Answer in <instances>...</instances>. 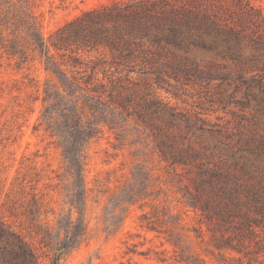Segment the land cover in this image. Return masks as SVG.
Wrapping results in <instances>:
<instances>
[{
	"label": "rangeland",
	"instance_id": "obj_1",
	"mask_svg": "<svg viewBox=\"0 0 264 264\" xmlns=\"http://www.w3.org/2000/svg\"><path fill=\"white\" fill-rule=\"evenodd\" d=\"M113 1L27 3L38 30L48 40L83 11ZM9 2L11 5L0 0V17L6 9L19 12L17 0ZM251 2L264 16V0ZM165 24L168 33L170 23ZM103 25L111 31L114 23L105 21ZM16 34L23 41L25 33ZM177 38L183 37L163 36L159 43L147 40L131 45L134 57L130 64L150 72L146 76L130 74L124 81L136 91L128 106V120L116 130L103 125L87 146L83 168L87 237L60 258L41 242L34 224L56 226L57 219L64 221L69 214L63 156L40 124L44 87L56 80L44 68V57L29 46L22 56L0 47V218L28 240L39 264H264V213L251 211L244 226L238 216L232 222L214 213L207 217L191 204L199 165L207 154L214 155L210 166L225 159L232 163L233 157L244 154L259 169L264 168V105L257 102L262 93L253 79L264 71L243 70L254 82L249 89L237 79L238 70L230 58ZM249 53L245 49L244 54ZM50 54L68 76L80 75L98 61L115 70L119 61L106 43L75 52L50 47ZM184 54L190 58L187 70L175 67ZM226 74L228 78L223 80ZM145 99L152 105H140ZM137 109L148 124L135 114ZM117 134L122 135L121 141ZM188 145L206 149L200 153L204 158L188 159L189 153L184 152ZM177 148L183 150V156L172 162ZM231 152L236 154L232 157ZM140 170L149 174L144 196L132 204L118 203L130 189L139 190L141 184L135 178ZM34 200L41 209L35 221L28 215V209H35ZM76 215L73 212L72 218Z\"/></svg>",
	"mask_w": 264,
	"mask_h": 264
},
{
	"label": "trees",
	"instance_id": "obj_2",
	"mask_svg": "<svg viewBox=\"0 0 264 264\" xmlns=\"http://www.w3.org/2000/svg\"><path fill=\"white\" fill-rule=\"evenodd\" d=\"M4 1L10 4L9 0ZM27 1L17 0L18 13L6 9L1 14L0 47L22 56L26 52L25 46H29L44 57V68L56 80L46 82L44 87L40 124L55 139L63 156L62 176L68 180L64 190L69 214L64 221L62 217L57 219L56 226L34 224L37 233L41 234V242L60 258L87 237L83 177L87 146L92 138L98 136L103 125L116 130L128 120L131 114L128 106L136 91L125 86L124 81L130 74L146 76L150 72L144 66L130 64V58L134 57L131 45L147 40L159 43L163 36L176 38L182 35L183 38H177V41L199 43L204 48L217 50L222 57L230 58L238 70L239 82L251 89L254 82L244 76L243 70L264 71V16L251 0H187L182 5L167 0H114L108 5L83 11L47 40L33 21ZM105 21L114 23L111 31L104 27ZM165 23H170L169 29L166 28L168 33ZM20 30L25 33L21 36L23 41L16 34ZM101 43L113 48V58L119 60L115 70H111L105 61H98L85 67L80 75L68 76L50 54V47L75 52L79 48L91 50ZM245 49L250 50L248 55L244 54ZM124 59L127 61H122ZM189 59L184 54L175 67L187 70ZM190 61L198 65L193 59ZM99 73L102 74L100 77ZM227 78V74L222 77L223 80ZM253 79L262 93L257 102L264 105V72ZM140 105L149 107L151 100L145 99ZM142 113L135 110L141 121L148 124ZM117 136L116 139L121 141L122 135ZM225 148L229 149L227 145ZM176 150L172 162H178L184 152L189 153L188 159L193 158L191 161L204 158L200 153L202 150L206 152V149L200 150L192 145L184 148V152ZM162 154L166 157L164 151ZM234 154L236 152H231L232 157ZM213 156L205 155V160L199 165L196 192L191 194L192 207L200 208L207 217L214 213L228 222L238 216L240 224L248 225L251 211L264 213V168L259 169V165L244 154L233 157L232 163L225 159L210 166ZM138 176L135 179L141 184L139 190L130 189L118 203L132 204L144 196L142 192L147 188L149 174L140 170ZM34 201V211L28 209L29 218L33 221L38 220L41 214L39 202ZM73 212L77 213L74 219ZM0 264H39L36 251L28 240L2 218Z\"/></svg>",
	"mask_w": 264,
	"mask_h": 264
}]
</instances>
